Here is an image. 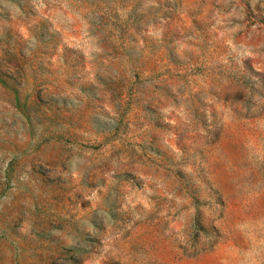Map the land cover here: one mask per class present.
<instances>
[{
  "label": "rangeland",
  "instance_id": "obj_1",
  "mask_svg": "<svg viewBox=\"0 0 264 264\" xmlns=\"http://www.w3.org/2000/svg\"><path fill=\"white\" fill-rule=\"evenodd\" d=\"M0 264H264V0H0Z\"/></svg>",
  "mask_w": 264,
  "mask_h": 264
}]
</instances>
